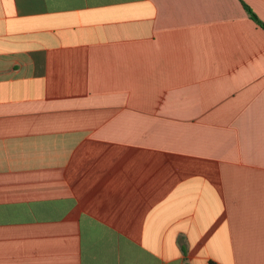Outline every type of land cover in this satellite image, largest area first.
Listing matches in <instances>:
<instances>
[{"label":"crops","instance_id":"1","mask_svg":"<svg viewBox=\"0 0 264 264\" xmlns=\"http://www.w3.org/2000/svg\"><path fill=\"white\" fill-rule=\"evenodd\" d=\"M264 0H0V264H264Z\"/></svg>","mask_w":264,"mask_h":264},{"label":"trees","instance_id":"2","mask_svg":"<svg viewBox=\"0 0 264 264\" xmlns=\"http://www.w3.org/2000/svg\"><path fill=\"white\" fill-rule=\"evenodd\" d=\"M245 7H246V9H247V11H248V13L250 14V16L260 25V26H262L263 28H264V23L262 22V21H260L257 17H256V15L250 10V8H248L246 5H245Z\"/></svg>","mask_w":264,"mask_h":264}]
</instances>
